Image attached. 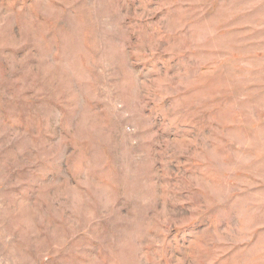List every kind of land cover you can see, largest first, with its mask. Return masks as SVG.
<instances>
[{"label":"rangeland","instance_id":"obj_1","mask_svg":"<svg viewBox=\"0 0 264 264\" xmlns=\"http://www.w3.org/2000/svg\"><path fill=\"white\" fill-rule=\"evenodd\" d=\"M0 264H264V0H0Z\"/></svg>","mask_w":264,"mask_h":264}]
</instances>
